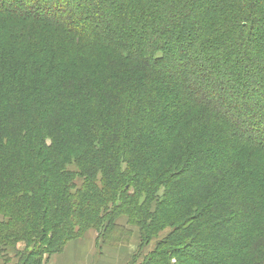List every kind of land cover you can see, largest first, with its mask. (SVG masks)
Instances as JSON below:
<instances>
[{
  "label": "trees",
  "instance_id": "obj_1",
  "mask_svg": "<svg viewBox=\"0 0 264 264\" xmlns=\"http://www.w3.org/2000/svg\"><path fill=\"white\" fill-rule=\"evenodd\" d=\"M259 53L264 0H0V251L125 243V215L169 229L141 264H264Z\"/></svg>",
  "mask_w": 264,
  "mask_h": 264
},
{
  "label": "rangeland",
  "instance_id": "obj_2",
  "mask_svg": "<svg viewBox=\"0 0 264 264\" xmlns=\"http://www.w3.org/2000/svg\"><path fill=\"white\" fill-rule=\"evenodd\" d=\"M26 24L27 22L20 21L21 26L17 27V31L18 32L23 31L24 33L27 34V31L29 32L32 29V25L31 24L26 25ZM34 27H37V26H34ZM49 30H51L50 32H53L51 34L61 35L57 31L52 30L51 28H49ZM9 31H12V29H10ZM67 38L68 37H65V38L60 37L61 39L60 41L62 42V43L60 42L61 43L60 45L62 44L66 45L65 39ZM48 41L50 42H48L47 50L52 51L53 48H55V46H52V44L57 43V40L54 38H51V39L49 38ZM69 43H73V42L70 41ZM69 43L67 47L65 48H67L68 50L70 49L69 54L71 55V58L69 60H72V61L68 62V60L67 61L65 60V64H68V66L71 67L72 71H75L76 68H79L77 67L76 64H78L79 66L81 65L79 58H83L86 61V64L92 63L93 66L96 62H99L101 60L98 57L96 58V56H94V53H91V57H89L90 52H92L91 48L87 45L85 46L84 43L82 44L80 43L79 47L75 45H70ZM258 56H257L258 58L257 61H259L260 63L261 62L264 63L263 61L264 58H262L264 57V55L259 53ZM86 67L88 66L86 65ZM226 75L225 77H227ZM222 80L223 79L220 78L219 82H221ZM216 121L217 120L214 119L215 123ZM223 129H226V127H223ZM244 148L246 149V147ZM239 154L240 156L243 157L242 152ZM245 156H246V153H245ZM258 156L260 159H263V156L261 153L259 152L255 153V157H258ZM257 174H259L260 176H264V166H262L260 169L257 170ZM80 182H81V178L79 177L76 178L75 183L80 184ZM116 221H117L116 223H118L119 226L123 227V230L119 229L117 232L113 234L112 238H116V236H118V233H122V232L126 233L127 231H129L130 234L125 243H119V244L113 245L108 241L106 242L105 238H103L102 235L99 234L97 230L89 229L80 237H75L67 241V243L75 242V246L78 247V249L76 247V251L74 252L75 253L74 261L72 264H95V262L99 259V257H101V259L104 258L106 260V264H114V262L116 264H141L144 261V258L146 257L148 252L150 251V249H152L154 242L162 238L169 230V229H165V230L159 231L154 237H151L150 241L147 244H144L145 241L141 240V237H140L141 231H140L139 225L129 223L127 216L125 215H120V217H118ZM260 228L262 229V223H261ZM243 229L245 228L241 226L240 228H238V232H241ZM65 245L56 252L49 253V254L42 253L41 255H39L40 262L37 264H46V261L48 258L50 260V258L53 256L57 257L59 255H62V253L60 252L65 248ZM26 247L27 245L25 241L23 240H17L15 242H12L11 244H7V246H4L0 251V264H20L26 257V255H24L26 254L25 252ZM31 257H26V258L28 259L30 258L29 261L31 264H33V260H31ZM114 257L116 260H113ZM32 258L34 259L35 256H33ZM71 259L72 258L70 256L66 262H70Z\"/></svg>",
  "mask_w": 264,
  "mask_h": 264
},
{
  "label": "crops",
  "instance_id": "obj_3",
  "mask_svg": "<svg viewBox=\"0 0 264 264\" xmlns=\"http://www.w3.org/2000/svg\"><path fill=\"white\" fill-rule=\"evenodd\" d=\"M78 241V240H77ZM76 247L75 246V242H68L66 245H65V248L60 252L62 253V255H59V256H53L50 258L47 259L46 261V264H72L73 261H74V252L76 251ZM78 249V247H77ZM71 256V261L70 262H66L67 259ZM113 260H116L115 257L113 258ZM95 264H106V260L103 258L101 259V257H99V259L95 262ZM114 264H116L114 262Z\"/></svg>",
  "mask_w": 264,
  "mask_h": 264
}]
</instances>
